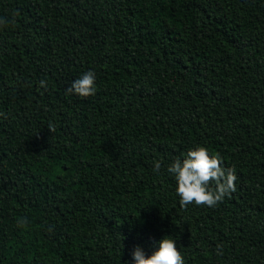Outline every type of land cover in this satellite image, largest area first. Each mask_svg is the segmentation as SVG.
I'll return each mask as SVG.
<instances>
[{
    "label": "trees",
    "instance_id": "1",
    "mask_svg": "<svg viewBox=\"0 0 264 264\" xmlns=\"http://www.w3.org/2000/svg\"><path fill=\"white\" fill-rule=\"evenodd\" d=\"M0 17V264H125L166 235L184 264H264V0H0ZM89 70L95 95L66 94ZM197 145L236 188L182 208L167 166Z\"/></svg>",
    "mask_w": 264,
    "mask_h": 264
},
{
    "label": "clouds",
    "instance_id": "2",
    "mask_svg": "<svg viewBox=\"0 0 264 264\" xmlns=\"http://www.w3.org/2000/svg\"><path fill=\"white\" fill-rule=\"evenodd\" d=\"M8 21L0 17V26H7ZM47 88V81H39L38 90ZM76 94L80 97H88L96 93V74L89 70L72 81L66 89V94ZM50 132L54 126L49 124ZM220 155L210 154L209 150L197 145L188 149L183 159L177 157L167 166V172L176 181V193L182 208L189 204L196 206L214 207L222 202L224 197L236 188V174L234 168H225ZM161 168L160 161H154V172ZM27 219L21 217L18 226H25ZM54 227V226H52ZM52 227L48 231H52ZM159 246L150 255H147L139 246L132 252V259L125 264H184V257L177 249L174 239L164 236Z\"/></svg>",
    "mask_w": 264,
    "mask_h": 264
}]
</instances>
